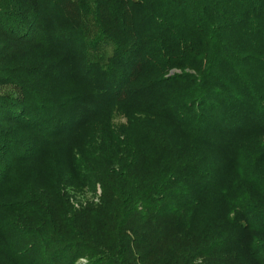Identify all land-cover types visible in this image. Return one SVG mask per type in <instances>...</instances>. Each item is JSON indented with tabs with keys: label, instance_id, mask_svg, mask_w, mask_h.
Returning <instances> with one entry per match:
<instances>
[{
	"label": "trees",
	"instance_id": "obj_1",
	"mask_svg": "<svg viewBox=\"0 0 264 264\" xmlns=\"http://www.w3.org/2000/svg\"><path fill=\"white\" fill-rule=\"evenodd\" d=\"M255 142L264 0H0V264H264Z\"/></svg>",
	"mask_w": 264,
	"mask_h": 264
},
{
	"label": "rangeland",
	"instance_id": "obj_2",
	"mask_svg": "<svg viewBox=\"0 0 264 264\" xmlns=\"http://www.w3.org/2000/svg\"><path fill=\"white\" fill-rule=\"evenodd\" d=\"M177 70H170L168 73V76H172L173 74L177 73ZM125 123L123 121V118H116L114 120V125L120 126L124 125ZM134 135L132 130H126L124 132V141L127 138V136ZM128 141V139L126 140ZM250 147L247 148V151L250 152L251 157L249 161V164L247 166L246 175L247 173L251 176L250 182L246 185L242 182L243 179L242 175L239 174L238 176H235L233 179L229 181V183H232L231 189L232 191L227 190L228 194L227 197L230 199V201L233 200V202H230V204L235 203V201L240 200L243 204L245 214L248 213L247 210L252 207L255 209V212H253L248 217H251L250 219H254L255 226L261 222V219H264V146L261 143H250ZM262 155V157H261ZM50 178V176H48ZM53 180L52 177L48 180L45 179V182L43 183L46 189H51L53 187ZM75 183V181H74ZM239 185L241 188V191H236V186ZM82 190H75V189H69L67 190L69 195L71 196L70 202L73 204V206L78 209L80 207L85 206L87 203H97L98 198L101 194V190L99 185H95V192H92L87 187H82ZM234 206V205H233ZM262 214V215H261ZM263 222V220H262ZM216 224L214 226L210 227L209 234L215 235L214 231L217 230ZM80 263H84V260H80ZM191 264H206L205 261L201 259H194Z\"/></svg>",
	"mask_w": 264,
	"mask_h": 264
}]
</instances>
